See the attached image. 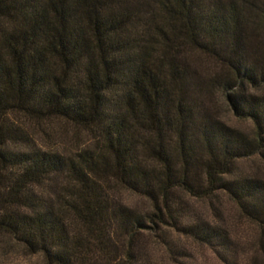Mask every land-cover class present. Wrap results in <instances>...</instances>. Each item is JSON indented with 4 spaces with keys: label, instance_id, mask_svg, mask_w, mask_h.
<instances>
[{
    "label": "trees",
    "instance_id": "1",
    "mask_svg": "<svg viewBox=\"0 0 264 264\" xmlns=\"http://www.w3.org/2000/svg\"><path fill=\"white\" fill-rule=\"evenodd\" d=\"M156 13L166 27L156 23L155 37L148 20ZM258 25L264 0H0V231L52 264H93L115 225L131 235L147 225L132 207L112 204L108 177L159 208L174 187L197 196L221 189L264 223V178L236 172L239 159L264 155V92L252 91L264 85V51L252 43ZM180 36L229 65L231 78L219 84L256 136L209 113L200 119L185 101L187 77L174 56ZM13 114L69 120L105 148L44 149ZM60 175L74 185L59 201L46 185ZM184 229L210 243L230 239L208 220Z\"/></svg>",
    "mask_w": 264,
    "mask_h": 264
},
{
    "label": "rangeland",
    "instance_id": "2",
    "mask_svg": "<svg viewBox=\"0 0 264 264\" xmlns=\"http://www.w3.org/2000/svg\"><path fill=\"white\" fill-rule=\"evenodd\" d=\"M148 23V29L154 36L158 33L156 23L166 27L158 13ZM252 39V43L264 51V25H258ZM160 47H163L162 43ZM174 56L177 67L187 77L183 92L185 101L190 103L198 118L209 113L250 136H256L253 121L235 114L227 92L219 84L218 80L232 76L226 62L182 36ZM171 70V65H168V75ZM174 82L172 84L177 91L179 86ZM252 91L264 92V85ZM12 120L36 145L44 149L74 154L86 147L97 150L105 148L98 134L69 120L37 119L22 114H13ZM169 144L173 159L179 163L176 137ZM236 172L264 178V155L256 152L239 159ZM195 173L201 175L202 171L196 169ZM103 183L114 206L124 204L132 207L145 216L147 225L133 235L115 225V238L110 249L97 251L93 264H264V223L247 215L227 192L220 189L213 194L197 196L181 187H174L169 192L167 202L161 198L159 208L154 199L128 189L113 177H108ZM72 185L74 183L69 178L60 175L49 181L46 191L60 201L58 195L68 197ZM154 212H162L163 218L150 219L148 214ZM67 214L71 228L77 229L80 222L71 212ZM202 220L224 228L229 242L202 241L184 229V226ZM130 251L131 256L128 254ZM0 264L52 263L43 253L31 252L15 236L0 231Z\"/></svg>",
    "mask_w": 264,
    "mask_h": 264
}]
</instances>
